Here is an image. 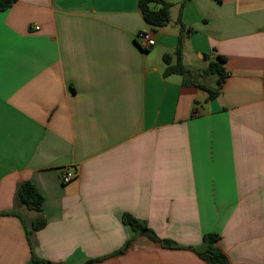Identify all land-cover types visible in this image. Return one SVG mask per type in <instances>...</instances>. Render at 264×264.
Here are the masks:
<instances>
[{
	"label": "crops",
	"instance_id": "crops-1",
	"mask_svg": "<svg viewBox=\"0 0 264 264\" xmlns=\"http://www.w3.org/2000/svg\"><path fill=\"white\" fill-rule=\"evenodd\" d=\"M165 1L170 22L156 31L139 0L0 12V214L21 182L38 189L40 258L207 264L193 249L216 233L230 264H264V0ZM142 32L155 37L148 51ZM180 35L187 84L164 76ZM218 56L228 76L210 99L196 84L211 87L198 77L214 76L203 72ZM124 214L179 248L136 236ZM0 264H33L17 216L0 215Z\"/></svg>",
	"mask_w": 264,
	"mask_h": 264
},
{
	"label": "trees",
	"instance_id": "trees-1",
	"mask_svg": "<svg viewBox=\"0 0 264 264\" xmlns=\"http://www.w3.org/2000/svg\"><path fill=\"white\" fill-rule=\"evenodd\" d=\"M185 1L187 0H184L183 4ZM216 1L220 2L221 0ZM15 2H17V0H0V12L9 9ZM139 7L145 22L154 31L164 27L170 22L172 5L165 0H139ZM142 49L144 51L149 50V48ZM182 56L183 40L182 35H180L175 52L163 56L165 62L164 76H170L173 74L181 75L184 78V84H187L188 80L194 78V71L188 69L183 64ZM225 63L226 58L224 56H218L216 60L209 63L203 72L206 75H217L215 87H209L200 83L196 84L199 88L205 90L209 94L210 99H214L219 95L220 89L228 76V73L225 70ZM21 209L24 211L20 212ZM25 212L26 214L28 212H33L36 216L29 220L26 217ZM0 215H13L21 219L25 228L27 240L32 250L33 264H56L34 254L35 233L47 225V218L45 217L44 212V197L31 182L23 181L18 185L15 194V209ZM122 221L125 225L130 226L136 236L147 237L149 240L161 243L169 248H179V245L175 242L158 237L145 222L130 214H124ZM219 240L220 237L216 233L206 234L203 238L202 246L193 250L207 264H230L228 257L219 246ZM132 243L133 239L128 240L124 246L116 252V254H122L132 245ZM94 262L95 260H90L84 264H93Z\"/></svg>",
	"mask_w": 264,
	"mask_h": 264
},
{
	"label": "built area",
	"instance_id": "built-area-1",
	"mask_svg": "<svg viewBox=\"0 0 264 264\" xmlns=\"http://www.w3.org/2000/svg\"><path fill=\"white\" fill-rule=\"evenodd\" d=\"M140 42L142 43L141 47L142 48H151L155 45V37L152 34V32H142L138 36ZM72 179V176L70 174H66L63 177V182L67 183L70 182Z\"/></svg>",
	"mask_w": 264,
	"mask_h": 264
},
{
	"label": "rangeland",
	"instance_id": "rangeland-1",
	"mask_svg": "<svg viewBox=\"0 0 264 264\" xmlns=\"http://www.w3.org/2000/svg\"><path fill=\"white\" fill-rule=\"evenodd\" d=\"M198 80L199 81H203V82H206V83H209L208 85H210L211 87H215L216 86V75L212 76V77H209V78H203V77H198ZM32 213V212H31Z\"/></svg>",
	"mask_w": 264,
	"mask_h": 264
}]
</instances>
